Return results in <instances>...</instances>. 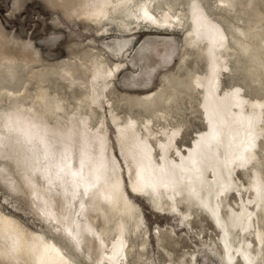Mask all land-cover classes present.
<instances>
[{
	"label": "bare ground",
	"instance_id": "1",
	"mask_svg": "<svg viewBox=\"0 0 264 264\" xmlns=\"http://www.w3.org/2000/svg\"><path fill=\"white\" fill-rule=\"evenodd\" d=\"M44 1L60 9L66 20L73 17L100 25V34L116 28L124 35L117 40L119 51L112 67L103 60L84 65L90 72L88 81L81 83L84 106L70 111L65 98L50 96L44 87L36 93L28 85L20 91L0 88V182L11 194L26 199L50 228V236H45L0 214V264H77L78 260L130 264L129 223H134V231L144 232L143 246L148 244V232L129 195L145 197L157 213L180 215L185 221L192 214L190 207L197 206L222 234L215 243L221 264H264V175L259 156L264 151V96L250 99L239 85L221 88L224 77L231 76L234 52L223 26L199 0L189 3L186 30L181 14L172 13L168 3L159 15L154 13L161 0ZM229 4L222 0L220 8ZM144 24L155 33L182 31L186 52L181 61L191 56L190 51L205 61L203 72H194L190 81L191 89L199 93L204 129L195 132L189 144L179 146L181 126H172L173 118L163 112L138 120L123 118L114 109L111 96L129 51L126 43H120ZM0 39V66L17 56L25 67L38 60L39 52L28 44H19L18 55L11 53L1 26ZM242 49L248 52L251 47ZM128 74L132 83L143 79L142 71ZM155 95L148 91L138 100L152 102ZM239 173L247 181L240 182ZM227 225L237 231L233 240ZM108 233L114 234L109 242ZM196 261L191 254L187 264Z\"/></svg>",
	"mask_w": 264,
	"mask_h": 264
},
{
	"label": "rangeland",
	"instance_id": "2",
	"mask_svg": "<svg viewBox=\"0 0 264 264\" xmlns=\"http://www.w3.org/2000/svg\"><path fill=\"white\" fill-rule=\"evenodd\" d=\"M221 1L199 0L207 14L223 26L234 51L230 57L231 76L224 77L221 88L239 85L245 90L248 98H262L264 96L262 69L264 66V19H258L264 18V0H225L230 2L231 9L220 8ZM160 2L161 4L156 5L154 13L159 15L168 3L172 7V13L181 14L183 30H186L191 0H161ZM136 5L140 6V3L136 1ZM0 26L3 36L10 42L8 47L11 53L18 55L20 43L28 44L33 51L39 52L36 63L27 64L28 68L15 54V60L2 64L0 88L6 87L11 91H20L28 85L29 91L36 93L38 87H44L50 96L57 94L65 98L67 103H70V111L81 104L82 99L85 98L83 97L85 90L81 88V83L88 81L90 72L84 65L88 67L95 60H103L112 67L119 51L117 40L124 35L116 28L109 30L108 34L105 32L100 34V25L73 17L66 20L60 9L51 7L44 0H0ZM132 30L137 34L125 37V41L120 43H126V48L129 49L126 53L127 57L123 59L125 62L123 63L128 67L124 68L125 70L115 81V93L111 96L114 109L123 118L129 115L138 120L163 112L173 118L172 126H181L179 146L189 144L195 132L204 129L197 106L199 93L191 89L190 81L194 72H203L205 61L196 55V51H190L191 56L181 61V57L186 52L183 49L186 48L183 32L180 30L172 32L169 29L170 32L155 33L149 25L146 27L145 24ZM241 42L242 47L249 45L251 49L248 52L240 50L242 47H238V44ZM241 51L244 53L242 54ZM121 60L119 58V61ZM133 71H142L143 79L132 83L128 72ZM148 91L156 93L152 102L138 100L139 95ZM168 98L172 99L167 101ZM50 102V106H53V102L51 100ZM84 105L85 102L82 106ZM96 121L94 117V122ZM155 123L157 126L160 124ZM112 132L111 129L110 137L114 144ZM261 149H264V144L261 145ZM259 154L264 175V151ZM238 179L240 182L247 181L242 173H239ZM126 187L133 193L129 189V184ZM14 196L0 182V205L6 206L13 217L27 229L50 236V228L35 215L30 203L24 198ZM129 197L142 213V220L148 232L147 237L150 238L146 237L148 244L143 246L144 232L134 231L132 227L134 223H129L127 239L131 245L128 252L130 264H187L191 254L197 258L196 264H221L222 261L215 253V243H218V236L219 239L222 238V234H219V230L207 217L206 212L198 210L197 206L190 207L192 214L185 221L180 215L171 217L172 215L164 216L162 213H157L145 197L130 195ZM229 203L233 205L232 201ZM0 210L4 211L3 208ZM182 210L185 211V208ZM234 230L228 226L231 240L237 233L236 229ZM112 237L114 234L108 233L107 242ZM55 240L63 245L66 253L72 257L70 249L63 244V240L61 241L58 236ZM76 262L82 264L79 260Z\"/></svg>",
	"mask_w": 264,
	"mask_h": 264
},
{
	"label": "snow or ice",
	"instance_id": "3",
	"mask_svg": "<svg viewBox=\"0 0 264 264\" xmlns=\"http://www.w3.org/2000/svg\"><path fill=\"white\" fill-rule=\"evenodd\" d=\"M224 71L227 72L228 69L225 68ZM0 208H3V209H4V211H3V212H0V214H3V215H5V216H7V217H9V218H14V217H13V214L11 213L10 210H8V209L6 208V206H4V205H0Z\"/></svg>",
	"mask_w": 264,
	"mask_h": 264
}]
</instances>
